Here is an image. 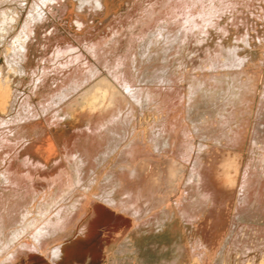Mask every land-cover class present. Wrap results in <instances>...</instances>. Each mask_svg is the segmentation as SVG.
I'll return each mask as SVG.
<instances>
[{
    "label": "rangeland",
    "instance_id": "rangeland-1",
    "mask_svg": "<svg viewBox=\"0 0 264 264\" xmlns=\"http://www.w3.org/2000/svg\"><path fill=\"white\" fill-rule=\"evenodd\" d=\"M102 1L103 5L99 8H95L93 4L89 3L80 8L79 0H65L64 3L62 2L63 4L50 5L47 18L35 22L27 20L28 12L32 10V7L34 9V0H0L1 11L10 9L8 11L10 14L13 8L18 13L15 21L7 20L6 22L0 11V23L2 22L0 33L3 32L0 36L4 37L3 42L0 43V75L2 71L8 69L7 65L4 66L5 49L11 46V42L20 31L19 27L25 26L32 37L28 44L27 59L19 58V60L25 65L27 74L22 77L11 74L13 75L11 81L13 92L20 99L17 106L21 101H27L30 105L39 107V114L34 119L37 118L36 122L47 124L46 135L54 138L55 145V149L50 153L33 152L35 155L31 153L36 159L46 160L48 163L45 167H33L26 170L20 164L21 160L15 159L12 163V166L20 169V173L29 174L30 192H27L28 194L24 191L21 192L25 196L20 194L24 197L23 204L22 208L17 210L18 212H13L11 219L14 220L10 219L9 222L6 218L3 229L4 246H7L11 232L18 231L21 225L27 228L24 235L16 238L12 245H8V248L2 247V244L0 263L57 264L52 261L51 257L54 248L58 245H68L71 246L70 257L63 259L64 261H60L59 264H260L262 261L264 264V215L243 218L242 221L247 222L252 229L255 228L250 230L249 235L252 240L246 250H233L232 257L226 259L224 256H227L226 254L229 252L227 251L229 250L228 246L231 244L230 239L234 235L236 227H233L230 221L238 207V194H235L234 200L223 201L221 197L218 206L214 209H211L209 203L202 207L197 205L195 198L192 197L190 200L185 198L194 151L202 148L207 155L212 156L216 146L215 150L219 153V147H222L213 139L200 138L199 134L190 132L193 129V122L190 118H198L200 114V117L205 115L203 113L209 111L211 106L200 100V103L197 102L192 106L190 112L188 85L195 83L197 79L227 76L229 68L215 67L216 62L223 61L224 50L236 48L238 56L243 60V65L238 66L241 68L238 71L242 70L238 78L242 82H245L247 77L254 78L256 87V93L250 96L252 99L251 110L243 114L240 109L237 110L238 119L250 121V125L246 126L247 130L243 134L245 138H243L240 150L234 158L236 162L230 171L232 177L242 172L243 166L253 161V157H257L256 153L260 152L253 147L252 127L255 124L262 93H264V0H207L210 4H206L204 9H201V5L197 2L192 8L193 19L184 22L186 35L183 41L176 43V48L168 53V58L164 60L158 51L164 45V41H160V44L157 43L152 47V53L155 52L157 55L152 61V66L159 63L158 65L161 64L162 69H165L164 72L169 71L172 76H176L177 81L174 82V87L179 89L183 101L177 105H171L170 101L163 100L164 93L161 97L158 93L152 95L148 102L141 101L134 112L127 110L125 112L127 115H122L121 120L131 127L130 142L135 141V144L140 147L139 150L147 154H139V159L133 162L120 161L118 160L119 154L113 155L97 167V181L92 187H87L88 192H84L83 186H79L74 181V173L77 169L73 167L70 159L72 142L79 137L78 131L82 129L81 125L89 118L67 116L61 119L60 124L51 128L49 125L51 119L46 115V112L40 109L42 102L49 95L57 92L61 86L60 80L55 79V74L52 71L55 50L71 43L79 46V50L84 52H89L91 47L96 46L98 51L107 50L106 58L112 61L116 54H125L124 44L128 37L139 35L138 32L144 25L142 20L146 18L147 8L154 6L155 13L164 8V5L159 3L161 0ZM132 23H140V28L132 29ZM8 24L10 27L7 26ZM4 29L7 31L4 32ZM117 44H119L118 50L111 51L110 48ZM178 57L180 58L178 59ZM90 61L93 66L96 65L94 60ZM126 61L127 70H132L131 60L127 58ZM145 65L146 61L141 63V67H145ZM39 76L40 78H38ZM81 78L86 82V75H82ZM35 82L38 83V86ZM150 86L152 87V85ZM88 89L85 87L84 90H81L80 95L85 93L88 97L90 95L87 93ZM154 89H158V87H152V90ZM162 91L164 90L162 89ZM82 98L85 100V97ZM208 118L211 117L208 115ZM261 118H258L262 124H260V127L262 126L260 131L261 129L262 131L259 133L264 137V117ZM161 124L168 127L175 124L176 134L172 139V149L158 153L154 149L151 137ZM184 130L190 132L188 134L190 148L187 150L188 158L186 159L184 156V161H180L176 157L175 147L179 146L180 139L183 140ZM163 137H166L164 132L156 139L161 142ZM199 142H203V146H199ZM125 146L123 145L120 150ZM149 151L151 152L149 153ZM9 152L8 150L0 151V163L10 154ZM142 159L145 161L142 179L130 178L126 172H134ZM171 159L180 164L179 175L174 184L170 185L168 193H161L162 201L154 209L146 210L140 216L134 217L119 206L107 205L101 200V194L104 192L109 194L111 190H114L112 192H114L115 198L121 201L136 185L141 183L143 186L148 181H152L153 176L148 180V174L158 173L160 165ZM256 168L259 169V167ZM109 171H112L115 178H121L119 182L116 181L117 185L113 181H105ZM257 175L260 177L258 172ZM156 184H160V181L157 180ZM173 189L174 191H172ZM67 203L75 208L72 211L75 216L72 218L73 221L71 220L61 231L57 239L51 241L47 248L33 254L29 253L26 247L19 249L20 242L28 240L31 242L33 240L31 233L39 231L38 228L44 224L54 221L52 215L57 207L68 205ZM104 204L106 206H102ZM77 206L78 208H76ZM95 206H98V212L94 211ZM186 206L191 207L188 213ZM157 213L162 216L159 226L156 221ZM23 217L27 221L21 220ZM19 222L22 224H18ZM258 228L259 231L255 233ZM245 253L247 255H243ZM199 254H203V259L197 262ZM240 254L242 255L240 256ZM8 261L10 263H7Z\"/></svg>",
    "mask_w": 264,
    "mask_h": 264
},
{
    "label": "bare ground",
    "instance_id": "bare-ground-1",
    "mask_svg": "<svg viewBox=\"0 0 264 264\" xmlns=\"http://www.w3.org/2000/svg\"><path fill=\"white\" fill-rule=\"evenodd\" d=\"M79 1L80 8L86 3L93 4L95 8L103 5L102 0ZM62 2L64 3L65 0H34V9L32 7V10L28 12L27 20L37 22L44 19L49 12L50 5L56 6ZM197 2L201 5V9H204L206 4H210L207 0H161L159 3L164 5V8L157 13H155L154 6L148 7L145 12L146 18L142 20L144 24L143 28L138 32L139 35L128 37L125 41L126 45L124 44L126 47L124 49L125 54H116L112 61L106 58L108 55H106L107 50L98 51L96 46L91 47V51L84 52L81 49L79 50V46L71 43L55 50L52 71L55 74V79L60 80L61 86L57 92L49 95L42 102L40 109L46 112V115L51 119L49 124L51 128L54 125L60 124L61 119L67 116H73L74 118L85 116L89 118L87 122H82V129L78 131L80 135L72 142L70 159L73 167L77 169L74 173V181L79 186H83L84 192H88L87 187H92L97 181V167L113 155L119 154L118 160L120 161L133 162L139 159V154H147L139 150L140 147L135 144V141L130 142L131 127L121 120L122 115L127 110L134 112L141 101L148 102L152 95H157L158 93L160 97L164 93L163 100L170 101L169 104L171 105H177L183 101L179 89L174 87V82L177 81L176 76H172L169 71L167 73L164 72L165 69H162L163 67H161V64L158 65L159 63L152 66V61L157 56L155 52L152 53V47L160 41H164V45L158 51L164 60L168 58V53L172 49H175L179 42L183 41L186 35L183 26L184 22L193 19L192 8L195 7ZM9 10H0L4 18L3 20L6 22L7 20L15 21V17L18 14L17 11L12 8L10 15L8 13ZM138 28H140V23H132V29ZM8 30L10 29L8 28ZM19 30L11 42V46L5 49V63H2H4V66L7 65L8 69L7 71H2L0 75V151H10V154L3 158L2 163H0V247L3 244L2 247L6 248L9 247L8 245H12L16 238L22 237L26 232L27 227L22 226V222H19L18 224L21 225V228L18 231L10 233L7 246H4L5 235L3 229L6 218L10 222L13 212H18L17 210L22 208L24 197L20 195L22 194L21 192H30L29 174L20 173V169L12 166V163L15 159L21 160L20 164L26 170H30L33 167L42 168L48 162L43 159H36L31 153L41 152L45 154L55 149L54 138L46 135L47 124L44 125L42 122H36L37 118L34 119L39 114V107L30 105L27 101H21L20 105L17 106L20 99L15 96L11 81L15 74L19 77L27 74V69L20 62L19 58L27 59L28 44L32 37V34L27 31L25 26L19 27ZM1 33L3 34V32ZM3 38L0 36V43L3 42ZM118 48L119 44L113 45L110 49L112 51L118 50ZM127 58L131 60L132 70H127L126 68ZM91 59L95 61V66L91 64ZM222 60L216 62L215 67L222 66L229 68L228 70L230 71L227 76L223 78L211 76L209 79H197L195 83L188 85L189 106H187L190 107V112L192 111V106L196 105L197 102L200 103V100L205 101L211 106V109L207 110L208 112L206 111L207 113H203L205 115L200 117L201 114L199 113L198 118L189 117L193 122V129L190 132L193 131L199 134L198 137L201 136L200 138L213 139L222 145V147L218 146L220 149L219 153L215 150L216 146L213 149L214 154L212 156L207 155L202 148L194 151V159L189 171L188 184L186 185L187 195L185 198L189 200L192 197L195 198L197 205H201L202 207L209 203L211 204V209H214L218 206L221 197L223 201L226 199L234 200L235 194H238V207L230 221L233 227L236 226V229L234 228V235L230 239L231 244L228 246L229 250H227L229 252L225 253L227 256H224L228 259L227 257H232L231 253L233 250H246L250 240H252L249 234L250 230L255 228L252 229L247 222L242 220L247 217H256L259 214L264 215V137L259 133L262 126L260 127L261 121L258 119L262 116L264 117V93H262L263 95L257 108L255 124L252 127L253 147L256 150H260V152L256 153L257 157L252 158L253 161L243 166L242 172L232 177L230 171L236 162L234 158L240 150L243 138H245L243 134L247 130L246 126L250 125V121L238 119L237 110L240 109L241 114L251 110L250 102L252 99L250 96L256 93V87L254 78L247 77L245 82H242L238 78L242 72V70L238 71V69H241L238 66L243 65V60L238 56L236 48L224 50ZM144 61H146V65L145 67H141V63ZM6 72L8 73L6 74ZM82 75H86V82L81 78ZM35 84L38 86L37 82ZM148 84L149 86L152 85V87L156 86L158 89L152 90L151 86H147ZM85 87L89 88L87 90V93L90 94L88 97L85 93L80 95L81 90H84ZM143 92L145 93L144 96ZM82 97H85V100ZM208 115L211 118H208ZM28 121L35 123L30 124ZM213 121H215V124ZM175 126V124H172L170 127L161 124L153 132L151 138L155 151L159 153L172 149V139L176 134ZM162 132L165 133L166 137H163V141L159 142L156 138ZM190 132L184 130L183 140H178L180 144L175 147L176 157L180 161H184L185 157L186 159L188 158L187 150L190 148L188 134ZM126 144L127 146H125ZM202 144L204 143L199 142V146H203ZM123 145L125 147L120 150ZM144 163L145 161L142 159L140 165L134 169V172H126L128 176L130 178H138V180L142 179L141 175L143 174ZM160 166L158 173L153 174L152 172L151 175L150 173L148 174V180L153 176L152 181H148L143 186L141 183L136 185L121 201L115 198L114 192H112L114 190H111L109 194L106 192L101 194V200L107 205L119 206L121 209L130 212L134 217L140 216L146 210L154 209L162 201L161 193H168L170 185L174 184L180 170V164L174 162L172 159L166 160ZM256 167H259V169ZM257 172L260 174V177H258ZM113 176L112 171H109L105 181H113L117 185L116 181L119 182L121 178ZM157 180L160 181V184H156ZM27 202L26 204H28ZM67 204L62 206L57 205V210L52 215V220H55L38 228L39 231L31 233L33 240L31 242L29 240V242H20L19 249L26 247L28 252L33 254L47 248V245L51 241L57 239L61 231L66 228V225L75 216L72 213L75 208H72L70 203ZM98 209V206H95L94 211L98 212ZM186 210L187 213L190 212L191 207L186 206ZM24 217L21 220H24ZM161 217V214L157 213L156 221H158V226L160 225ZM24 221H27V219ZM258 231L259 228L255 233ZM70 250L71 246L58 245L52 252V261L59 264L63 259H68L70 257ZM202 259L203 254H199L197 262H200ZM7 263H10V261ZM260 264H263V261Z\"/></svg>",
    "mask_w": 264,
    "mask_h": 264
}]
</instances>
